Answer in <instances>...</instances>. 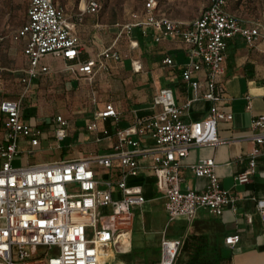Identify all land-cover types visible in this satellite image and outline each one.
<instances>
[{
  "label": "built area",
  "instance_id": "built-area-1",
  "mask_svg": "<svg viewBox=\"0 0 264 264\" xmlns=\"http://www.w3.org/2000/svg\"><path fill=\"white\" fill-rule=\"evenodd\" d=\"M226 0H209L188 22L167 15L156 14L157 0H144L143 10L132 12L131 21L121 26L128 31L140 25L141 33L150 27L158 40L166 36L178 37L187 44L186 60L180 66V76L190 83L192 72L203 69L205 89L202 97L210 100L204 116L183 120L181 111L190 102L186 98L176 103L172 89L161 86L152 96L159 109L139 116L123 127H114L115 140L105 153L89 152L72 158H56L13 164L22 150L20 140L26 141L25 154H32L39 141L41 129L20 118V99L36 76L47 72L40 62L46 53L60 56L71 71L90 76L95 69H104L107 58L117 59L118 53L102 48L94 57L78 59L80 45L74 22L63 7L53 0H27L25 20L17 35L25 42L22 52L27 59L20 82L23 89L16 99H0V264H101L112 251L124 252L130 247L132 209L145 201L138 183L128 184L127 176H136L143 165L138 157L148 158L154 184L163 196V206L169 218L183 217L191 221L198 208L220 214L224 205L233 206L237 194L219 185L211 156L199 157L187 164L193 175H203L206 182L199 189L181 188L179 174L181 158L191 145L215 146L226 142L216 132L218 120L231 119V113L217 107L223 88L218 76L223 71L227 40L240 35L251 45L261 36L260 23L242 24L238 17L225 10ZM82 12H97L98 0H77ZM131 46L135 40L129 41ZM162 62L172 65L170 57ZM132 69L140 68L132 60ZM264 84V79H262ZM250 101L246 96L245 106ZM87 128L96 130V119L118 118V111L106 101L94 113ZM54 139L66 133L67 119L60 113L50 117ZM248 137L253 146L245 153V164L233 175L234 183L248 181L256 171L259 145L264 141V113L250 118ZM103 135L107 128H101ZM146 134L149 144L140 145L138 136ZM57 146V145H56ZM238 160L242 155H237ZM108 170L106 175L96 167ZM264 177V169L261 170ZM255 209L264 227V196L254 200ZM249 215H247V218ZM237 233L223 237L225 244H233ZM182 238L164 237L159 241L157 264H173Z\"/></svg>",
  "mask_w": 264,
  "mask_h": 264
},
{
  "label": "crops",
  "instance_id": "crops-1",
  "mask_svg": "<svg viewBox=\"0 0 264 264\" xmlns=\"http://www.w3.org/2000/svg\"><path fill=\"white\" fill-rule=\"evenodd\" d=\"M53 1L58 4L56 0ZM143 1L135 8L129 9L125 6L123 12L120 13L121 19L108 25L105 31H101L103 34L98 31V27L102 23L98 21L87 23L90 15L96 12L80 13L75 4L74 14L78 20L83 14H87V17L84 18L85 22L80 23L77 27L80 31L77 33L80 45L78 59L94 57L102 48L109 47L118 53V58H107L104 69H95L88 76L81 72L71 71L66 65L68 61L60 56L46 53L40 57V62L47 65L49 70L33 78L22 97L28 95L27 99L30 98L32 90L38 87L44 78L42 75L49 73L57 76L67 72L71 78L65 83L74 88L80 87V90L85 91L86 95H91L88 99L93 102L71 120L60 113L67 119L66 133L60 139H67L64 141V146L67 149L70 148L68 151L70 155L65 158L80 157L97 148L102 149L97 153L107 152L115 140L113 134L115 126H126L133 118L149 115L159 109V106L153 103L152 96L161 86H169L172 89L174 99L178 104H181L186 98H191L189 104L181 111L183 120L198 119L207 112L210 100L202 97L205 89L203 69L192 72L190 83H186L180 76V66L186 60L187 44L175 36L154 40L153 36L157 31L150 27L146 28L144 34L141 33L140 25H133L128 31L122 28L123 23L135 19L131 16L132 12H137L138 19L140 18ZM25 8L20 24L13 26L12 23L4 31H0L1 50L10 54L16 53L22 59L21 67L18 72L14 73L16 74L18 95L23 89L20 76L27 66V59L22 52L25 38L17 35L18 27L26 18ZM224 8L226 10V1ZM64 11L66 12L65 9ZM154 11L156 14L177 19L170 10L162 9L158 2ZM239 21L246 25L257 22L251 19H239ZM89 31L92 32L89 33ZM260 32L261 36L251 45L247 44L238 34H234L226 42L222 63L223 71L218 76V81L223 88V95L216 103L218 108L231 113V119L218 120L216 123L217 135L226 139V142L215 146H189L187 153L181 158L179 169L180 187L199 189L204 186L206 177L193 175L187 164L199 157L211 156L215 163L214 171L219 185L231 189L237 194L235 204L233 206L224 205L220 214L217 215L209 213L205 208H198L191 221L183 217L169 218L163 206L164 198L157 191L152 170L148 167L149 159L138 157V162L143 165L140 172L136 176L126 177L128 184L138 183L140 185L145 197L144 202L133 208H138V242L135 245L132 243L133 222L137 215L133 212L130 247L124 252L112 251L108 256L110 261L128 264L133 260H138V262L141 261L139 262L141 264L145 259H150L148 264H157L159 241L164 236L186 240L185 249L180 246L173 264H180L181 259L187 257L191 252V246L198 243L205 244V247L219 249L222 255L229 257V264H264V227L254 206L255 198L264 196V177L261 174V170L264 169V141L259 145L260 153L256 157V171L249 175L248 181L233 182V175L245 164V153L254 144L248 137L250 118L256 114L264 113V84L262 82L264 79V23L260 25ZM88 33L92 38H88ZM130 40H135L136 44L131 46ZM46 55L54 61V66H50L44 61ZM164 57H170L173 64L163 63L162 58ZM132 60L138 61L140 65L137 71L131 67ZM3 68L11 70L8 67ZM95 78L101 80L99 84L102 89L99 94L95 90L89 92L84 87L87 85L85 80L90 83ZM246 96L250 101L249 107L245 106ZM106 101H109L118 111V118L115 121L111 117L97 118L98 128L96 130L87 128V124L94 118V113L100 110ZM25 105L20 108V118L48 129V138L54 139L53 127H50L52 122H47V115L36 114L30 109L31 103L29 102ZM77 120L82 121V124H76ZM103 127L107 128V135L100 132ZM2 136L3 129L0 127V139ZM138 138L140 145L149 144L150 140L146 134L140 135ZM88 140L92 141L93 146L87 145ZM44 146L47 147L44 140L39 138L30 157H34L35 152ZM25 147L26 141L20 140L18 148L22 151L15 156L13 161H19L17 163L43 161H30L27 157L29 154L23 152ZM239 154L242 155L241 160L237 158ZM96 171L103 175L108 173V170L98 167H96ZM144 203H146L145 207ZM230 233H237L238 238L231 245L225 244L223 237ZM208 250V248L202 249V251Z\"/></svg>",
  "mask_w": 264,
  "mask_h": 264
},
{
  "label": "rangeland",
  "instance_id": "rangeland-1",
  "mask_svg": "<svg viewBox=\"0 0 264 264\" xmlns=\"http://www.w3.org/2000/svg\"><path fill=\"white\" fill-rule=\"evenodd\" d=\"M59 5H61L65 10L70 20L74 22L75 30L78 32L80 23L85 22L84 18L87 14H83L81 19L78 20L74 14V8L77 0H56ZM100 3V8L98 12L90 15V19L87 20L88 24L94 23L96 21L102 23L98 27V31H105L108 25L113 21L120 20V16L123 12V8L126 6L129 9L135 8L143 0H98ZM209 0H157L160 7L164 10H170L172 14L179 19L181 22H187L195 15L198 14L201 8H203ZM27 0H0V31H4L12 23L13 26L20 24L23 20V10L25 8ZM226 10L239 19H251L260 23H264V0H226ZM89 15V14H88ZM8 24V26H7ZM92 31H89L91 33ZM88 33V38H92ZM83 36V35H82ZM86 37V38H87ZM15 42V41H13ZM0 45V98H18V93L16 92V72L22 65V59L19 55L6 53L1 50ZM44 61L50 66H54V61L49 59L48 55L44 56ZM3 67H8L11 70H6ZM44 77L38 87L34 88L31 92V96L27 99L22 97L20 99V108L24 106L27 102L31 103L30 109L36 114L47 115L46 120L50 122V117L53 113H63L70 120L82 111L85 107L93 104L90 98L91 95L85 94V91H81L79 88H74L65 82L71 78L69 73L58 74L57 76L53 74L42 75ZM86 84L84 87L90 92V90H95L98 94L101 93V80L94 79L90 83L85 80ZM83 88V87H82ZM97 99V96H96ZM26 106V105H25ZM82 124V121L77 120L76 124ZM50 127H53V123H50ZM41 133L39 135L40 139L44 140L47 147H42L40 150L35 152L34 157H28L30 161L34 160H49L52 158H65L70 155L69 149L66 148L65 140H54L49 139L47 136L48 129L40 127ZM57 144V146H56ZM93 146L92 141L88 140L87 145ZM62 147V148H61ZM84 150V148H83ZM86 150V149H85ZM102 149L97 148L90 152H99ZM89 153V152H88ZM19 162V161H17ZM14 160L12 163H17ZM22 162V161H21ZM144 203V207H145ZM133 212L137 213L133 222V234L132 243L133 245L138 242V208L132 209ZM110 258V257H109ZM109 258L105 260V264H118L115 261H110ZM150 259H145L144 263L148 264ZM141 262V261H139ZM138 260H133L128 264H140ZM127 264V263H121Z\"/></svg>",
  "mask_w": 264,
  "mask_h": 264
},
{
  "label": "trees",
  "instance_id": "trees-1",
  "mask_svg": "<svg viewBox=\"0 0 264 264\" xmlns=\"http://www.w3.org/2000/svg\"><path fill=\"white\" fill-rule=\"evenodd\" d=\"M185 245L186 240L183 239L181 248L185 249ZM205 248H208L209 250L202 251V249ZM176 258L177 255L175 259ZM180 264H229V257L226 255H222L220 253V250L215 247H205V244L198 243L191 246V252L187 257L181 259Z\"/></svg>",
  "mask_w": 264,
  "mask_h": 264
},
{
  "label": "bare ground",
  "instance_id": "bare-ground-1",
  "mask_svg": "<svg viewBox=\"0 0 264 264\" xmlns=\"http://www.w3.org/2000/svg\"><path fill=\"white\" fill-rule=\"evenodd\" d=\"M106 261L101 262V264H104Z\"/></svg>",
  "mask_w": 264,
  "mask_h": 264
}]
</instances>
